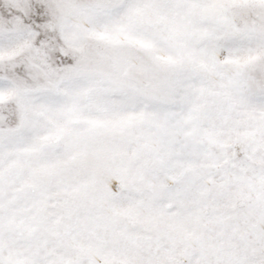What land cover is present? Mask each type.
<instances>
[{"label":"snow or ice","instance_id":"6c2138e0","mask_svg":"<svg viewBox=\"0 0 264 264\" xmlns=\"http://www.w3.org/2000/svg\"><path fill=\"white\" fill-rule=\"evenodd\" d=\"M0 264H264V0H0Z\"/></svg>","mask_w":264,"mask_h":264}]
</instances>
